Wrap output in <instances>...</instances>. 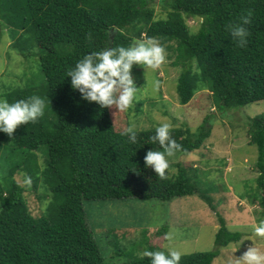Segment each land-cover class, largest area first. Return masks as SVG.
<instances>
[{
  "label": "trees",
  "instance_id": "trees-1",
  "mask_svg": "<svg viewBox=\"0 0 264 264\" xmlns=\"http://www.w3.org/2000/svg\"><path fill=\"white\" fill-rule=\"evenodd\" d=\"M0 12L19 51L37 46L42 75L36 85L3 98H45L43 117L18 126L11 137L0 133V264H117L105 260L85 202L170 201L197 192L181 163L171 164L163 178L145 167V153L162 150L148 139L155 128L134 129L132 143L126 129L133 110L100 108L71 88L66 73L83 54L152 37L182 67L176 85L181 104L204 90L220 112L264 101V0H0ZM241 16L249 18L243 48L225 27ZM190 19L199 22L196 31ZM212 117L216 113L195 130H170L181 153L202 147L214 128ZM247 127L250 144L258 148L256 199L264 218V115L248 119ZM173 167L177 171L170 175ZM17 174L30 176L31 185H21ZM30 190L47 201L40 215L29 208ZM219 221L215 249L182 255L180 264H211L221 248L241 239L227 230L223 217ZM127 264H149V258Z\"/></svg>",
  "mask_w": 264,
  "mask_h": 264
},
{
  "label": "rangeland",
  "instance_id": "rangeland-1",
  "mask_svg": "<svg viewBox=\"0 0 264 264\" xmlns=\"http://www.w3.org/2000/svg\"><path fill=\"white\" fill-rule=\"evenodd\" d=\"M159 16L163 15L156 5ZM0 12V97L17 89L39 83V50L36 47L19 51L9 25ZM196 31L200 24L188 20ZM176 56L166 50L165 62L157 70L139 68L131 70L136 86L141 89L139 101L133 109L129 125L137 131L152 130L156 125L168 122L172 129L189 127L195 130L205 117H212L214 128L202 147L190 153H177L170 158V165L181 163L192 177L197 192L174 198L129 199L88 201L84 210L89 226L101 248L105 260L127 264L144 258L148 250H179L182 255L209 252L215 249V237L223 217L228 231L242 234L238 242L220 249L219 256L211 264H236L249 246L264 252V238L257 237L252 227L258 223L261 208L258 203L260 190L257 185L259 172L256 168L258 148L250 144L247 120L264 115V101L244 107L219 111L209 91L197 92L183 105L178 100L176 85L182 71L176 66ZM160 82L156 93L151 92L150 81ZM214 115V114H212ZM3 150L0 151V161ZM40 163L44 156L40 151ZM4 167L5 163H4ZM177 171L170 170V175ZM18 182L27 187L22 174L15 175ZM33 215H40L47 201L34 190L26 192ZM166 232L160 234L162 229ZM167 234V235H166ZM181 255V256H182Z\"/></svg>",
  "mask_w": 264,
  "mask_h": 264
},
{
  "label": "clouds",
  "instance_id": "clouds-1",
  "mask_svg": "<svg viewBox=\"0 0 264 264\" xmlns=\"http://www.w3.org/2000/svg\"><path fill=\"white\" fill-rule=\"evenodd\" d=\"M249 24L248 16H241L238 22L225 25L227 32L238 47H245ZM166 50L152 37L137 40L125 46L111 47L83 54L76 60L66 73L70 78V86L80 94V98L89 103L94 102L100 108H115L126 112L133 109L139 101L142 88H138L131 70L134 66L145 70H157L165 62ZM160 85L157 79L150 81L152 93H156ZM45 114V98L32 95L26 99L9 102L0 97V133L9 137L14 130L29 122L35 123ZM172 125L168 122L155 126L154 135L148 137L150 142L159 145L162 150H148L144 157L145 167H150L161 178L165 177L170 168V158L182 151V147L171 136ZM135 125L130 124L126 129L130 142H136ZM24 183L31 185L32 178L25 175ZM257 237L264 238V218L252 227ZM167 235V234H166ZM182 252L179 250H148L142 252L143 257L149 258V264H180ZM236 264H264V252L254 245L249 246L236 259Z\"/></svg>",
  "mask_w": 264,
  "mask_h": 264
}]
</instances>
